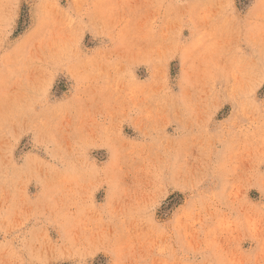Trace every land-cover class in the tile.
Listing matches in <instances>:
<instances>
[{
  "label": "rangeland",
  "instance_id": "obj_1",
  "mask_svg": "<svg viewBox=\"0 0 264 264\" xmlns=\"http://www.w3.org/2000/svg\"><path fill=\"white\" fill-rule=\"evenodd\" d=\"M0 264H264V0H0Z\"/></svg>",
  "mask_w": 264,
  "mask_h": 264
}]
</instances>
